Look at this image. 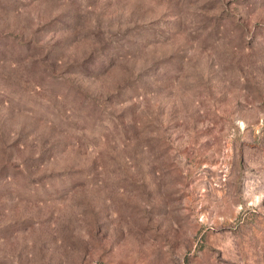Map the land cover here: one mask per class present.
Here are the masks:
<instances>
[{
    "label": "rangeland",
    "instance_id": "1",
    "mask_svg": "<svg viewBox=\"0 0 264 264\" xmlns=\"http://www.w3.org/2000/svg\"><path fill=\"white\" fill-rule=\"evenodd\" d=\"M0 264H264V0H0Z\"/></svg>",
    "mask_w": 264,
    "mask_h": 264
}]
</instances>
